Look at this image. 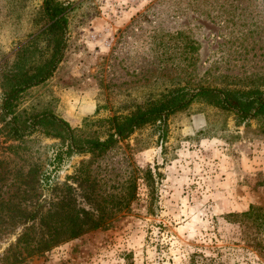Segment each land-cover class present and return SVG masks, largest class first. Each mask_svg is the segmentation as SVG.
Instances as JSON below:
<instances>
[{
	"label": "rangeland",
	"instance_id": "obj_1",
	"mask_svg": "<svg viewBox=\"0 0 264 264\" xmlns=\"http://www.w3.org/2000/svg\"><path fill=\"white\" fill-rule=\"evenodd\" d=\"M58 1L68 6L63 57L21 94L18 115L49 111L78 134L104 137L92 121L131 114L177 87L264 93V0ZM42 2L0 0V73L37 34L28 59L49 58ZM2 102L0 86V264H264V212L255 222L236 216L264 211V119L238 124L198 101L166 127L68 155L42 133L14 142ZM31 167L30 183H16ZM83 211L102 216L99 229L40 255L17 245L28 228L37 238L46 224L86 227Z\"/></svg>",
	"mask_w": 264,
	"mask_h": 264
},
{
	"label": "trees",
	"instance_id": "obj_2",
	"mask_svg": "<svg viewBox=\"0 0 264 264\" xmlns=\"http://www.w3.org/2000/svg\"><path fill=\"white\" fill-rule=\"evenodd\" d=\"M43 22L40 25L42 32L51 33L52 43L49 58L38 64H31L29 50L33 41L40 34L35 35L30 41L19 45L14 56L11 69L0 73V86L3 91V116H10L4 129L7 130L14 142L24 140L36 133H42L45 137L58 139L65 146L68 155L72 153H100L106 151L112 145L121 140L128 139L137 130L148 124H159L166 127L168 119L177 112L186 110L194 102H202L217 111L229 113L235 116L237 123L249 121L254 118L264 119V93L258 90H225L211 87L189 89L177 87L172 89L163 98L148 102L141 109L128 115H113L103 120L92 121V124L105 126L104 137L100 135L84 136L78 134L70 125L56 114L44 111L33 116L18 115L14 111L21 94L32 87L46 82L53 74L56 66L61 61L67 44L68 6L58 0H43L41 7ZM40 29V30H41ZM34 35V34H32ZM31 37V36H30ZM6 60L5 62H8ZM14 148L13 146L9 147ZM0 160V169L3 168ZM37 168L31 167L27 176L21 181L30 183L29 178H34ZM22 175L19 174V178ZM26 184V185H27ZM28 191L27 194H29ZM31 194V193H30ZM123 200V199H122ZM26 210V209H24ZM263 209L250 206L249 210L236 215L240 218L253 219L257 221L263 215ZM31 221L37 216L35 211L23 212ZM71 213V212H70ZM85 217L90 221L86 227L75 224H46L44 230L37 238L30 236L32 228H28L18 239L17 245H23L28 254H43L61 242H67L79 237L89 230H96L100 225L94 221L96 217H102L83 211ZM53 216L55 213H52ZM70 218L78 216L72 212ZM16 245V247H17ZM193 264V257L190 259Z\"/></svg>",
	"mask_w": 264,
	"mask_h": 264
}]
</instances>
